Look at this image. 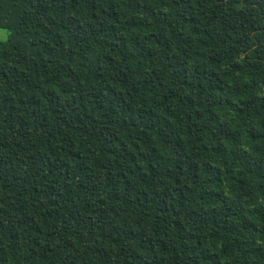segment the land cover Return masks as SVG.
Returning <instances> with one entry per match:
<instances>
[{
    "label": "trees",
    "instance_id": "16d2710c",
    "mask_svg": "<svg viewBox=\"0 0 264 264\" xmlns=\"http://www.w3.org/2000/svg\"><path fill=\"white\" fill-rule=\"evenodd\" d=\"M0 264H264V0H0Z\"/></svg>",
    "mask_w": 264,
    "mask_h": 264
},
{
    "label": "rangeland",
    "instance_id": "374dc122",
    "mask_svg": "<svg viewBox=\"0 0 264 264\" xmlns=\"http://www.w3.org/2000/svg\"><path fill=\"white\" fill-rule=\"evenodd\" d=\"M7 35V30L0 28V37L4 38Z\"/></svg>",
    "mask_w": 264,
    "mask_h": 264
}]
</instances>
